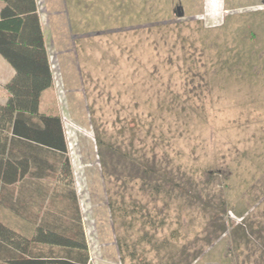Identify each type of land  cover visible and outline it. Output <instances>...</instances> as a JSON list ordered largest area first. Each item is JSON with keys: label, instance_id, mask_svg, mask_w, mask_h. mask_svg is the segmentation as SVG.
<instances>
[{"label": "rangeland", "instance_id": "rangeland-1", "mask_svg": "<svg viewBox=\"0 0 264 264\" xmlns=\"http://www.w3.org/2000/svg\"><path fill=\"white\" fill-rule=\"evenodd\" d=\"M37 2L92 264H264V0Z\"/></svg>", "mask_w": 264, "mask_h": 264}, {"label": "trees", "instance_id": "trees-1", "mask_svg": "<svg viewBox=\"0 0 264 264\" xmlns=\"http://www.w3.org/2000/svg\"><path fill=\"white\" fill-rule=\"evenodd\" d=\"M0 1V56L14 70L0 103V264H92L62 118L40 108L54 80L38 2ZM97 148L105 177V153L114 158L115 147L97 134ZM142 174L145 187L160 193L149 181L157 172ZM133 207L118 208L125 222L135 217L155 226ZM118 244L123 260L157 264L139 259L125 240Z\"/></svg>", "mask_w": 264, "mask_h": 264}, {"label": "crops", "instance_id": "crops-1", "mask_svg": "<svg viewBox=\"0 0 264 264\" xmlns=\"http://www.w3.org/2000/svg\"><path fill=\"white\" fill-rule=\"evenodd\" d=\"M3 2L0 1V9L3 7ZM41 25L45 34V40L47 42L46 38V33L44 30V23L42 18L40 17ZM48 49V45H47ZM48 55H49V49H48ZM1 57V56H0ZM2 58V57H1ZM50 59V55H49ZM5 61V59L3 58ZM6 62V61H5ZM7 63V62H6ZM4 63L3 61H0V103H4L8 99V92L5 89V85L9 82V80L13 77L14 75V70L13 68L7 63ZM51 63V61H50ZM42 112L45 113H52L55 114L56 112V103H55V89L54 86L47 89L45 92H43L42 97H41V106H40Z\"/></svg>", "mask_w": 264, "mask_h": 264}, {"label": "water", "instance_id": "water-1", "mask_svg": "<svg viewBox=\"0 0 264 264\" xmlns=\"http://www.w3.org/2000/svg\"><path fill=\"white\" fill-rule=\"evenodd\" d=\"M179 10H182V11H183V8H182V7H179V8H178V11H179ZM184 16H185L184 11L181 12V13L178 12V14H177V17H178V18H182V17H184Z\"/></svg>", "mask_w": 264, "mask_h": 264}, {"label": "built area", "instance_id": "built-area-1", "mask_svg": "<svg viewBox=\"0 0 264 264\" xmlns=\"http://www.w3.org/2000/svg\"><path fill=\"white\" fill-rule=\"evenodd\" d=\"M51 70H52V66H51ZM52 73H53V71H52ZM54 79H55V78H54V75H53V80H54ZM54 85H55V80H54ZM60 93H61V97H60V98H62V97H63V96H62V95H63V90H61Z\"/></svg>", "mask_w": 264, "mask_h": 264}]
</instances>
